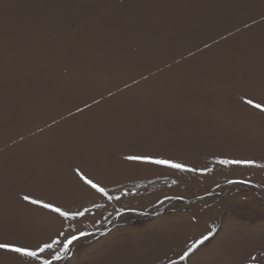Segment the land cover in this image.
Returning <instances> with one entry per match:
<instances>
[{"label":"rangeland","instance_id":"374dc122","mask_svg":"<svg viewBox=\"0 0 264 264\" xmlns=\"http://www.w3.org/2000/svg\"><path fill=\"white\" fill-rule=\"evenodd\" d=\"M131 64L154 84L106 73ZM248 100L264 107V0H0V243L61 242L40 259L0 249V264H264V111ZM78 112L107 116L110 134ZM85 172L126 182L89 185L66 208L82 216L46 218L41 198Z\"/></svg>","mask_w":264,"mask_h":264},{"label":"bare ground","instance_id":"6f19581e","mask_svg":"<svg viewBox=\"0 0 264 264\" xmlns=\"http://www.w3.org/2000/svg\"><path fill=\"white\" fill-rule=\"evenodd\" d=\"M194 53V56L197 58V53H198V47L195 45L193 49L191 50ZM184 52L182 50L179 51V55H183ZM197 59H186L185 64H193L197 63ZM106 73H116L119 76L123 77L127 81L131 82L134 86L136 85H145V86H152L155 82L154 78L150 75L148 70L141 66L137 65H129L128 69H113V70H108ZM172 73V72H171ZM173 74V73H172ZM176 77V76H175ZM215 79H218L217 77ZM178 80V79H177ZM214 80V79H212ZM107 86L111 85L113 82H109L107 80L103 81ZM80 86L83 87V89H88L91 91H98V86H99V80H90L85 83H80ZM243 82L242 81H235L230 85V89L232 90H237L242 88ZM225 89L224 86H218L217 90L223 91ZM160 95L157 97H153L152 100V105H155L159 102L160 100ZM211 103L214 104H226L224 100H219L215 99L211 96L209 99ZM147 102H144V105H147ZM46 107L50 108V104H45ZM143 108V106H142ZM117 109L116 107L111 109V113L116 114ZM78 114L82 117L85 118V123L89 122H94L97 125L98 131L96 133V138H99V141H103V137L109 135L110 133L105 131L104 126L107 124L109 121L107 116L104 115H98L95 118H91L86 114L79 113ZM68 116L64 117L63 120H67ZM114 132L116 134H122L128 136L131 140L138 141L140 143H149V140L147 139L146 135L140 131L139 129H134L133 127H128L126 128V125L121 123V122H116L115 123V129ZM103 145V144H100ZM114 147V146H113ZM104 161L101 160L100 163L97 165V168L100 171H109L111 173L119 174L122 173V170L117 167H105L104 166ZM143 178L146 181L150 182V178L147 175V172L143 170L141 173ZM85 177L87 179L94 181L99 180L101 182V187H108L110 189H120L125 181V178L119 175H105L101 174L95 175L91 173H83L81 175H71L70 181L63 182L60 186V190L53 193L52 195H45L41 199L44 202H47L49 204L54 205L55 207H60L63 211H66V208L68 205L75 206L76 205V196L82 195L86 188L89 187V184L86 183L85 179L82 178ZM73 190V194L71 195L72 197L67 198V194L69 193L68 191ZM46 218H59V213L57 212H52L46 214Z\"/></svg>","mask_w":264,"mask_h":264},{"label":"snow or ice","instance_id":"6c2138e0","mask_svg":"<svg viewBox=\"0 0 264 264\" xmlns=\"http://www.w3.org/2000/svg\"><path fill=\"white\" fill-rule=\"evenodd\" d=\"M247 103L253 105V107L255 108H259L262 111H264V107H262L261 104L256 103L254 104L252 100H248ZM130 160H136V161H142L145 163H150V164H157V165H164L166 167H170V168H175V169H180V170H191V169H187L186 166L184 164H180V163H174L171 160L168 159H154L151 156H147V155H135V156H129L127 157ZM231 163H237V164H254V161H231ZM82 178L85 179L86 183L89 184L92 188L96 189L98 192H100L103 195H107V192L105 191V189L103 187H100L98 184L93 183L92 180L87 179L85 177L82 176ZM25 200H30V197L25 196L24 197ZM31 203H41V201L39 200H30ZM42 206L44 208H49L54 212L59 213L61 216L65 217L66 219H74L76 216L80 215L82 216L83 213L82 212H71L69 211H63L60 207H55L52 204H42ZM78 239V237L76 236H72L71 239L68 240V243L71 244L74 240ZM209 239L208 236H205L200 243L202 244L204 242V240ZM61 243L59 240L53 241L52 243H46L44 244L43 247H40L38 249V251H33L30 250L27 247H17L8 243H0V249H6L8 251H12L15 253L20 254L21 256H25V257H31L33 259H40V253H43L45 251H51L54 246L56 244ZM55 259H60L59 256H55ZM187 258V254H185L184 256L181 257V259H186ZM43 264H52V260L51 259H45L43 260Z\"/></svg>","mask_w":264,"mask_h":264}]
</instances>
